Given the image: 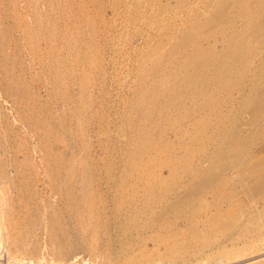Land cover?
<instances>
[{"label":"rangeland","instance_id":"rangeland-1","mask_svg":"<svg viewBox=\"0 0 264 264\" xmlns=\"http://www.w3.org/2000/svg\"><path fill=\"white\" fill-rule=\"evenodd\" d=\"M263 158L264 0H0V264H264Z\"/></svg>","mask_w":264,"mask_h":264},{"label":"bare ground","instance_id":"bare-ground-1","mask_svg":"<svg viewBox=\"0 0 264 264\" xmlns=\"http://www.w3.org/2000/svg\"><path fill=\"white\" fill-rule=\"evenodd\" d=\"M259 126H261V125H258V127ZM241 150L239 149V148H237V147H234L232 150H231V156H235V155H237V154H239V152H240ZM247 153L249 154V156L252 158V156H253V153H254V150H252V149H249L248 151H247ZM257 161H258V159H257ZM245 165H247V162L246 161H243V159H241V163L240 164H238V165H235L234 166V169H237V171H236V174H235V176H241L242 175V173H243V166H245ZM262 166H264V158L263 159H261V160H259L258 161V164H257V167L256 168H258V167H262ZM263 176H262V174H256L255 175V178H262ZM233 178V177H232ZM231 178V179H232ZM8 258V257H7ZM223 260V259H222ZM6 261V260H5ZM33 260H31V262H32ZM37 262V261H36ZM19 263V262H18ZM29 263V262H28ZM27 263V264H28ZM14 264V263H13ZM21 264V263H20ZM23 264V263H22ZM33 264H35L34 262H33ZM36 264H38V263H36ZM47 264V263H46ZM222 264H224V263H222Z\"/></svg>","mask_w":264,"mask_h":264}]
</instances>
